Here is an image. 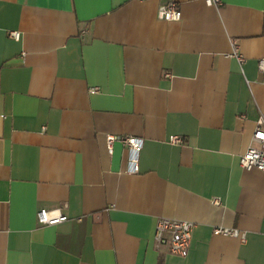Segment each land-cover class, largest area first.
<instances>
[{
  "label": "crops",
  "instance_id": "0c3cea01",
  "mask_svg": "<svg viewBox=\"0 0 264 264\" xmlns=\"http://www.w3.org/2000/svg\"><path fill=\"white\" fill-rule=\"evenodd\" d=\"M262 59L264 0H0V264H264ZM160 218L195 223L186 257Z\"/></svg>",
  "mask_w": 264,
  "mask_h": 264
},
{
  "label": "built area",
  "instance_id": "2783aa9c",
  "mask_svg": "<svg viewBox=\"0 0 264 264\" xmlns=\"http://www.w3.org/2000/svg\"><path fill=\"white\" fill-rule=\"evenodd\" d=\"M206 4L219 6L222 0H205ZM163 13V15H162ZM176 14L179 18H175ZM158 18L165 21H178L182 18V11L178 4L170 2L160 6L158 10ZM10 37L15 40L20 38L19 31H10ZM241 64L245 59L240 53L238 45L234 46L232 53ZM260 69L264 70V59L259 62ZM115 141L123 143L130 151L131 172H137L138 155L143 147V139L138 137H119L108 136L107 144L111 149ZM174 143H180L181 139L174 137ZM240 165L243 169H257L264 173V117H261L256 122V127L252 136V144L240 157ZM38 223L41 226H55L68 221V216L63 214L60 209H40L37 214ZM195 223L188 220L160 218L154 234V242L157 249H166L168 253L179 257H186L190 250L193 229ZM214 234L233 236L244 238V234L238 229H230L227 227H216Z\"/></svg>",
  "mask_w": 264,
  "mask_h": 264
},
{
  "label": "clouds",
  "instance_id": "9594fccd",
  "mask_svg": "<svg viewBox=\"0 0 264 264\" xmlns=\"http://www.w3.org/2000/svg\"><path fill=\"white\" fill-rule=\"evenodd\" d=\"M209 2H210V0H209ZM162 15H163V13H162ZM175 18H177V19H178V18H179V15H178V14H176Z\"/></svg>",
  "mask_w": 264,
  "mask_h": 264
}]
</instances>
